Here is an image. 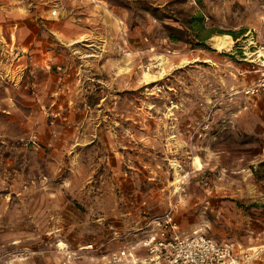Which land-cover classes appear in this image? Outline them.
<instances>
[{"label": "rangeland", "instance_id": "rangeland-1", "mask_svg": "<svg viewBox=\"0 0 264 264\" xmlns=\"http://www.w3.org/2000/svg\"><path fill=\"white\" fill-rule=\"evenodd\" d=\"M260 42L264 0H0V264H143L169 211L264 264Z\"/></svg>", "mask_w": 264, "mask_h": 264}, {"label": "built area", "instance_id": "built-area-1", "mask_svg": "<svg viewBox=\"0 0 264 264\" xmlns=\"http://www.w3.org/2000/svg\"><path fill=\"white\" fill-rule=\"evenodd\" d=\"M249 55L252 56L250 61L258 65L259 75L256 81L244 86L240 94L253 100L264 97V42H260ZM138 244L146 253L143 264H238L230 244L217 243L200 232L182 236L170 211L152 220L151 229ZM94 249L92 244H87L77 251ZM131 249L133 246L111 251L108 262L135 264L138 257Z\"/></svg>", "mask_w": 264, "mask_h": 264}, {"label": "bare ground", "instance_id": "bare-ground-1", "mask_svg": "<svg viewBox=\"0 0 264 264\" xmlns=\"http://www.w3.org/2000/svg\"><path fill=\"white\" fill-rule=\"evenodd\" d=\"M229 39H230V36L227 34L215 35L212 37V44L217 50H222L223 48H226L229 45L230 43ZM194 163H196L198 167L200 166L197 159H195Z\"/></svg>", "mask_w": 264, "mask_h": 264}]
</instances>
